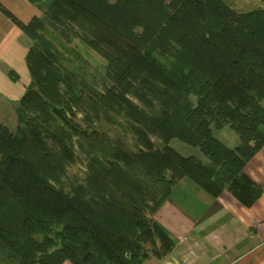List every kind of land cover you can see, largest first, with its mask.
<instances>
[{
    "label": "trees",
    "instance_id": "trees-1",
    "mask_svg": "<svg viewBox=\"0 0 264 264\" xmlns=\"http://www.w3.org/2000/svg\"><path fill=\"white\" fill-rule=\"evenodd\" d=\"M0 14L30 41L24 61L31 78L15 107V131L0 122L3 264H141L156 252L155 241L168 243L152 216L183 178L211 197L228 190L242 203L257 198L242 168L264 145V8L236 13L221 0H47L42 18L22 22L1 2ZM81 20L126 48L112 54L102 38L74 35L106 62L112 85L95 95L121 111L134 151L92 128L95 106L94 116L83 112L85 128L72 121L80 90L45 32L50 27L69 43L71 23ZM7 76L17 80L12 71ZM224 126L236 133L234 148L213 136ZM74 138L89 154L88 172L66 191L61 180L75 160ZM172 139L207 163L180 155Z\"/></svg>",
    "mask_w": 264,
    "mask_h": 264
},
{
    "label": "crops",
    "instance_id": "crops-1",
    "mask_svg": "<svg viewBox=\"0 0 264 264\" xmlns=\"http://www.w3.org/2000/svg\"><path fill=\"white\" fill-rule=\"evenodd\" d=\"M7 1L10 0H1V3L12 9L21 2L27 5H24L25 13L40 16L39 10L36 12V8L24 0H11L12 4ZM6 30L17 38L22 35L8 26ZM4 39L1 45L6 47L0 53V86L8 88L11 97H4L11 104L19 100L30 83L24 61L28 48L20 45L15 48L10 39ZM8 71L17 75V81L21 73L26 77L20 91L7 84L11 81ZM242 173L259 191L249 204L242 203L228 190L211 197L191 181L180 179L152 216L167 234L168 243L162 248L155 241L156 252L141 264H264V145L244 164Z\"/></svg>",
    "mask_w": 264,
    "mask_h": 264
},
{
    "label": "rangeland",
    "instance_id": "rangeland-1",
    "mask_svg": "<svg viewBox=\"0 0 264 264\" xmlns=\"http://www.w3.org/2000/svg\"><path fill=\"white\" fill-rule=\"evenodd\" d=\"M24 1L28 3L26 0ZM221 1L236 13H246L252 10L262 9L264 7L263 3L260 0ZM46 2L47 0H42L41 4H31V6L36 8V12L39 10L40 16L36 15L35 13L31 15H29V13H25L27 8H25V6L27 5L21 2L20 5L15 4L14 6H12L13 10L5 6L3 3L2 5H4L19 20H21L22 22H27L32 16L40 18L44 16ZM12 3L13 2H11V0L8 2V4ZM0 20V53L6 47L1 45L2 41L5 40L4 37L10 39V42L14 44V47L16 46L15 48H17V45L27 48L30 46V41L26 37L21 35V37L17 38L12 32L9 33L6 30L7 26L13 28V30L17 29L13 25H11L4 17H2L1 14ZM71 26L73 28V31L70 32L68 35L69 43H67L62 37H60L58 32H55L50 27L46 28L45 35L47 39L52 41L54 47L59 50L60 60L58 61V63L62 66L63 70H65V72L68 73V75L72 79H74L75 85H77L78 87L77 89L80 90V92H76L78 95L81 96V99L76 105L73 104L71 106L72 112L74 113V118L72 119V121L78 124L81 128H85L87 123L85 121L83 112H86L89 117L94 116L93 109L95 106L96 115L95 118H93L92 128L99 132H103L111 140L121 141L129 151H134L136 148L134 137L132 135L131 130L125 123V117L121 114V111H119L114 105L110 104L109 102H99L97 96L95 95V93L103 94L104 89L112 85V82L106 75V62L95 52L88 49L78 39L74 38V35L76 32L81 36H92L93 39L100 37L102 38V43L100 42L101 46L112 54H118V51H122V53L126 52L125 46L121 43L120 40H118V38H116L113 34L105 31V29L94 27L87 22L83 23L82 20L80 26H78V24L74 22L71 23ZM25 78L26 77L21 73L19 81H7V84L12 88H16L20 91V89H22L23 85H25L26 83ZM63 89L64 88L61 87L62 91ZM4 96L11 97L8 93V88L0 86V122L3 123L11 132H14L17 126L15 107L19 100L15 103L9 104L7 103L8 100ZM127 97L129 98V100H131L133 104L143 109L142 106L135 99L130 96ZM212 132L213 136L219 141H221L225 146H232V144L237 145L238 143L236 133L227 126H224L221 130H213ZM150 139L156 146L159 145L158 139L154 137H150ZM75 142L78 143V141H76V139L74 138V163L66 166L65 176L61 180L64 184V190L66 191L68 190V183L81 182L82 180H84L88 172L87 159L89 154L84 153L83 151V149H85L86 147H82V149L80 150L75 145ZM80 142L84 146V142ZM168 145L184 157L194 156L201 163H207V159L203 155H201L197 149L186 146L176 139L170 140ZM0 264H3L1 256Z\"/></svg>",
    "mask_w": 264,
    "mask_h": 264
}]
</instances>
